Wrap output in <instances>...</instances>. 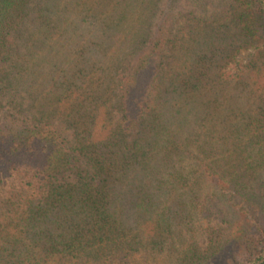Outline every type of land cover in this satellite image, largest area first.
Here are the masks:
<instances>
[{"label": "trees", "instance_id": "16d2710c", "mask_svg": "<svg viewBox=\"0 0 264 264\" xmlns=\"http://www.w3.org/2000/svg\"><path fill=\"white\" fill-rule=\"evenodd\" d=\"M183 1L0 0V264H264V0Z\"/></svg>", "mask_w": 264, "mask_h": 264}, {"label": "rangeland", "instance_id": "374dc122", "mask_svg": "<svg viewBox=\"0 0 264 264\" xmlns=\"http://www.w3.org/2000/svg\"><path fill=\"white\" fill-rule=\"evenodd\" d=\"M183 2L185 6H183L181 12L182 14H184V16L189 15L190 8H193V10H195L197 14H199L200 16H206L208 13L213 12V11L223 12L227 8L225 3L223 2L220 3L218 0H201V4L203 3V5H205L206 7H202L200 5V2L196 1L192 5V7L189 6L190 8L186 6V3L191 2V0H184ZM6 188H7L6 185H3V183H0V196L2 195L3 191L6 190Z\"/></svg>", "mask_w": 264, "mask_h": 264}]
</instances>
